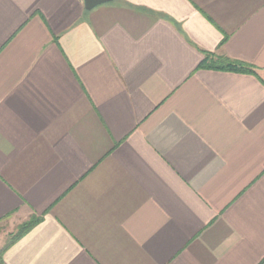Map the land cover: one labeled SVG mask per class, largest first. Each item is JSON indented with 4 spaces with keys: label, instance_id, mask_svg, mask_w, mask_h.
<instances>
[{
    "label": "crops",
    "instance_id": "obj_1",
    "mask_svg": "<svg viewBox=\"0 0 264 264\" xmlns=\"http://www.w3.org/2000/svg\"><path fill=\"white\" fill-rule=\"evenodd\" d=\"M33 217L0 264H264V0H0V224Z\"/></svg>",
    "mask_w": 264,
    "mask_h": 264
},
{
    "label": "trees",
    "instance_id": "obj_2",
    "mask_svg": "<svg viewBox=\"0 0 264 264\" xmlns=\"http://www.w3.org/2000/svg\"><path fill=\"white\" fill-rule=\"evenodd\" d=\"M206 56H207L206 60H210L208 63L209 67L223 69V70H227V71L248 70V68L242 67L238 63H236V62H234V61H232L226 57H217L214 60V59H211L213 57H211L210 54H207ZM38 221H39V219H37L36 217H33L29 221L23 223L19 227L17 234L13 236L11 242L5 247V249L8 246H10L11 244L15 243V241L20 239L24 234H26ZM5 249L2 251V254L5 251Z\"/></svg>",
    "mask_w": 264,
    "mask_h": 264
},
{
    "label": "rangeland",
    "instance_id": "obj_3",
    "mask_svg": "<svg viewBox=\"0 0 264 264\" xmlns=\"http://www.w3.org/2000/svg\"><path fill=\"white\" fill-rule=\"evenodd\" d=\"M19 228L14 227L10 222L0 224V262L2 261V251L11 242L14 235L17 234Z\"/></svg>",
    "mask_w": 264,
    "mask_h": 264
},
{
    "label": "water",
    "instance_id": "obj_4",
    "mask_svg": "<svg viewBox=\"0 0 264 264\" xmlns=\"http://www.w3.org/2000/svg\"><path fill=\"white\" fill-rule=\"evenodd\" d=\"M113 0H84L85 2V7L87 10H92L95 7L105 4V3H109L112 2Z\"/></svg>",
    "mask_w": 264,
    "mask_h": 264
}]
</instances>
